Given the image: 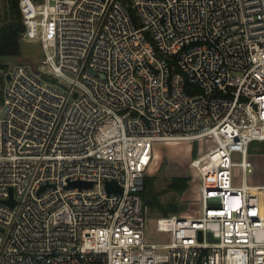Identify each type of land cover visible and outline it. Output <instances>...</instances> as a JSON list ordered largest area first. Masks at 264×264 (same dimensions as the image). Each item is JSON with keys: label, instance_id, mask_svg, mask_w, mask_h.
Masks as SVG:
<instances>
[{"label": "built area", "instance_id": "1", "mask_svg": "<svg viewBox=\"0 0 264 264\" xmlns=\"http://www.w3.org/2000/svg\"><path fill=\"white\" fill-rule=\"evenodd\" d=\"M19 9L41 59L4 73L0 264H264V183H247L250 144L264 140V0ZM203 138L214 145L190 162L200 213L158 219L169 241L146 243L155 143Z\"/></svg>", "mask_w": 264, "mask_h": 264}, {"label": "rangeland", "instance_id": "2", "mask_svg": "<svg viewBox=\"0 0 264 264\" xmlns=\"http://www.w3.org/2000/svg\"><path fill=\"white\" fill-rule=\"evenodd\" d=\"M1 14V13H0ZM21 50L18 55L0 57V76L4 78V73L9 67L14 64H30L37 66L41 59V47L39 42L28 40L22 33ZM3 83H0V118L5 114L3 106ZM211 138H203L198 141H179V142H158L154 145V159L147 170V176H156L154 187L161 191L167 189L172 177L186 176L187 188L185 191L176 194V202L178 212H170L168 215H163L160 210L151 208L145 205V223L144 233L146 243H166L169 241V230L160 227L157 223L158 219H162L171 214L179 213L183 215L196 216L201 211V196L198 188V181L195 178V171L190 167L191 160L203 153L209 146H213ZM253 152L251 160L255 164V171L247 178V183L259 184L264 182V153H261L259 143L253 141L250 146ZM195 151V154H194ZM234 160L239 161L237 152L233 154ZM235 183L239 184L242 179V173L239 168H234ZM173 196L172 191H162L160 199L162 202L168 201ZM218 198H213L210 201H218Z\"/></svg>", "mask_w": 264, "mask_h": 264}, {"label": "trees", "instance_id": "3", "mask_svg": "<svg viewBox=\"0 0 264 264\" xmlns=\"http://www.w3.org/2000/svg\"><path fill=\"white\" fill-rule=\"evenodd\" d=\"M24 31V25L22 22V14L19 9V0H3L1 14H0V57L18 55L21 50V37ZM4 78L0 76V83H3ZM190 84L186 85V91L192 93L197 89H192ZM259 143L261 153H264V140L256 141ZM253 143V142H252ZM250 144V146L252 145ZM250 152H253L249 147ZM195 154V151H194ZM251 157V155H250ZM156 176H147L145 178V188L142 192L143 198L149 196L151 198L146 206L156 208L161 211L163 215H168L170 212H178L176 202V194L183 192L187 188L186 176H174L172 177L167 189L157 190L154 187ZM264 182H262L263 184ZM162 191H172L173 196L166 202H162L160 195Z\"/></svg>", "mask_w": 264, "mask_h": 264}, {"label": "water", "instance_id": "4", "mask_svg": "<svg viewBox=\"0 0 264 264\" xmlns=\"http://www.w3.org/2000/svg\"><path fill=\"white\" fill-rule=\"evenodd\" d=\"M6 79H9V75L6 76ZM69 186L88 187V186H92V182L76 180V181L70 182ZM106 188H107L108 191H113V190L120 191L121 190V188L113 180H110V181L106 182ZM150 200H151V198L149 196L145 197L144 198L145 204H148L150 202ZM5 202L8 203L11 206H13L15 204L13 196H12V190H10V198L8 200H6ZM201 237H202V232L199 231V238L201 239ZM209 237H210V239H212L211 233H209Z\"/></svg>", "mask_w": 264, "mask_h": 264}]
</instances>
